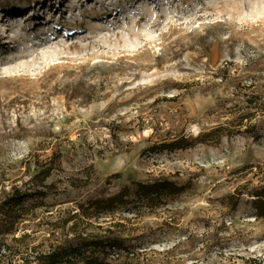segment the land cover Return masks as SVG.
<instances>
[{
  "label": "rangeland",
  "instance_id": "374dc122",
  "mask_svg": "<svg viewBox=\"0 0 264 264\" xmlns=\"http://www.w3.org/2000/svg\"><path fill=\"white\" fill-rule=\"evenodd\" d=\"M254 96L264 100V0H0V264L107 233L102 220L72 228L76 204L158 179L185 190L118 214L110 229L138 255L106 264H264V220L235 193L264 177ZM216 126L230 133L152 147ZM43 168L47 190L32 180ZM13 188L28 194L19 204L7 203Z\"/></svg>",
  "mask_w": 264,
  "mask_h": 264
},
{
  "label": "trees",
  "instance_id": "16d2710c",
  "mask_svg": "<svg viewBox=\"0 0 264 264\" xmlns=\"http://www.w3.org/2000/svg\"><path fill=\"white\" fill-rule=\"evenodd\" d=\"M251 101L246 100V107L251 110H261L263 108L264 100L260 97ZM251 115L244 114L239 117V123L243 120L250 121ZM245 128L242 133L251 134L255 139L258 137V127L256 124L244 125ZM227 131L222 126H216L208 132L199 134L194 139H188L185 136L175 138L169 142H161L155 148L161 149H184L196 143L207 142V140H218L222 132ZM227 131L226 134H229ZM50 176V169H41L32 180L38 179V183L42 185L43 189L50 188V185H44L43 182ZM246 183L243 186L236 188V194H245L250 198V205L254 211L257 219L264 220V177L260 183L255 186H249ZM185 187L178 185L176 182L168 179H158L153 182H137L129 181L128 184L121 187V189L112 196L89 198L84 203L76 204V208L71 211L72 216L69 221H72V228H75L78 222L83 219L85 221H100L108 225L105 234H79L72 241L58 245L49 251L36 253L34 256L35 264H106L109 256L126 254L127 257H135L138 255L136 245L129 243L128 238L124 236L125 233L111 230L110 226H121V222L116 221L115 217L118 214H135L140 215L145 212L154 211L157 208L165 205L169 198L176 197L184 192ZM33 196L43 197L47 192L43 190H32ZM35 194V195H34ZM28 194L20 193L17 188L12 189V193L7 200V203L19 204L26 199ZM30 195V196H32ZM234 197L231 196L232 200ZM113 224V225H112Z\"/></svg>",
  "mask_w": 264,
  "mask_h": 264
}]
</instances>
